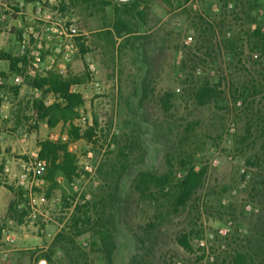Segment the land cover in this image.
Returning a JSON list of instances; mask_svg holds the SVG:
<instances>
[{
  "label": "rangeland",
  "instance_id": "1",
  "mask_svg": "<svg viewBox=\"0 0 264 264\" xmlns=\"http://www.w3.org/2000/svg\"><path fill=\"white\" fill-rule=\"evenodd\" d=\"M102 1L0 0V264H71L60 249L50 261L45 256L77 206L105 196L121 163L130 166L112 208L115 264H233L259 208L248 162L260 152L264 128V0L226 7L224 0H146L144 21L125 15L138 25L121 36L113 7L101 11ZM196 14L223 21L219 52L198 75L225 96L205 107L183 94L179 69L184 47L194 45ZM48 72L80 80L72 90L85 104L75 124L86 130L96 121L92 141L68 142L66 126L37 120L34 100L54 97L29 82ZM172 92L165 107L161 100ZM46 140L69 143L73 182L48 181L49 163L38 157ZM191 167L206 169L204 186L176 206V186ZM26 168L34 170L21 183ZM140 173L162 185L136 190ZM183 235L190 251L178 244ZM94 240L88 232L76 243L91 252ZM88 264L100 263L90 255Z\"/></svg>",
  "mask_w": 264,
  "mask_h": 264
},
{
  "label": "trees",
  "instance_id": "2",
  "mask_svg": "<svg viewBox=\"0 0 264 264\" xmlns=\"http://www.w3.org/2000/svg\"><path fill=\"white\" fill-rule=\"evenodd\" d=\"M189 1V0H185ZM224 7L229 0H224ZM101 11L106 7H113L115 32L119 36L131 35L137 30V24L126 22L125 15L138 16V21H144L146 0H131L128 3L113 5L112 0L101 2ZM194 45L184 47L183 58L179 69L184 75L182 92L197 107H205L215 104L225 96L220 84H213L207 78L198 75L199 67L207 63L208 59H215L214 55L219 52L218 39L222 31L223 21L209 22L202 14H196L193 21ZM260 29L256 31V35ZM78 78L64 77L56 72H48L45 76L32 78L29 86L32 89L41 91L45 96H53L54 101L49 102L46 98L34 100L33 112L38 121L45 122L50 129L59 124L67 127L68 142L79 140L92 141L94 131L98 126L97 122L92 127L82 130L75 122L80 119L79 109L85 104V97L81 93L74 92L73 86L79 83ZM174 97L170 93L161 100L167 107L169 100ZM260 152L248 166L256 169L250 195L258 204V213L255 215V222L252 232L245 239L243 249L236 251L233 257V264H264V128L261 131ZM43 141L40 144L38 157L49 163L48 181L54 182L57 175L62 176L68 183L73 182L77 172V160L74 154L69 151V143ZM142 162V160H140ZM117 165V164H116ZM119 169H115L116 176L109 185L103 197L98 201L86 203L83 207L77 206L72 218V225L67 226L53 240L51 252L45 256L50 261L53 249H60L65 257L69 258L71 264H88L89 256L95 255L100 264H115V243L116 227L113 222V202L119 194L122 179L126 175L129 164L121 163ZM206 176V169L195 172L191 167L183 181L176 186V206H185L203 188ZM154 181L162 185L157 178L150 173H140L135 183V189L144 193ZM85 208V212H81ZM73 231L72 233H70ZM92 233L95 239L91 243V252L83 251L76 243V238L86 233ZM178 244L186 251L191 250L188 236L183 235L178 239ZM135 259H133V262Z\"/></svg>",
  "mask_w": 264,
  "mask_h": 264
},
{
  "label": "built area",
  "instance_id": "3",
  "mask_svg": "<svg viewBox=\"0 0 264 264\" xmlns=\"http://www.w3.org/2000/svg\"><path fill=\"white\" fill-rule=\"evenodd\" d=\"M15 83H16V84H20V83H21L20 78H16V79H15ZM40 164H41V162H39L38 165H40ZM215 165H216V162L214 161V162H213V166H215ZM32 170H34V168H26V170H25L26 172L23 173V174L20 176L21 183H23V182L25 181V179L28 177L29 173H30ZM196 170H198V168H196ZM222 234H223V236H226V235H227V231H226V230L223 231ZM199 244H200L201 247H205V243H204L203 241H199Z\"/></svg>",
  "mask_w": 264,
  "mask_h": 264
},
{
  "label": "water",
  "instance_id": "4",
  "mask_svg": "<svg viewBox=\"0 0 264 264\" xmlns=\"http://www.w3.org/2000/svg\"><path fill=\"white\" fill-rule=\"evenodd\" d=\"M120 1L123 2V3H127V2H129L131 0H120Z\"/></svg>",
  "mask_w": 264,
  "mask_h": 264
}]
</instances>
